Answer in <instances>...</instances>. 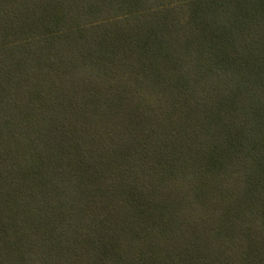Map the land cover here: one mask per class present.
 Listing matches in <instances>:
<instances>
[{"label": "trees", "instance_id": "16d2710c", "mask_svg": "<svg viewBox=\"0 0 264 264\" xmlns=\"http://www.w3.org/2000/svg\"><path fill=\"white\" fill-rule=\"evenodd\" d=\"M0 264H264V0H0Z\"/></svg>", "mask_w": 264, "mask_h": 264}]
</instances>
